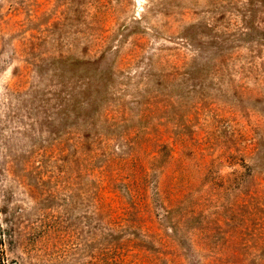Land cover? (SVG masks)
Instances as JSON below:
<instances>
[{"label": "rangeland", "instance_id": "rangeland-1", "mask_svg": "<svg viewBox=\"0 0 264 264\" xmlns=\"http://www.w3.org/2000/svg\"><path fill=\"white\" fill-rule=\"evenodd\" d=\"M0 264H264V0H0Z\"/></svg>", "mask_w": 264, "mask_h": 264}]
</instances>
